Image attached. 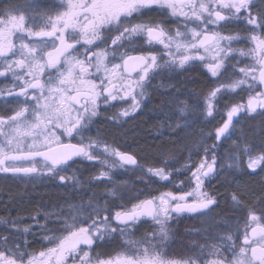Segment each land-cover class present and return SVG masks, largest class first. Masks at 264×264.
<instances>
[{
    "label": "snow or ice",
    "instance_id": "snow-or-ice-1",
    "mask_svg": "<svg viewBox=\"0 0 264 264\" xmlns=\"http://www.w3.org/2000/svg\"><path fill=\"white\" fill-rule=\"evenodd\" d=\"M54 8V13H39V25H29L27 14L15 5L0 11V77L13 78L8 95L14 94L18 105L11 116H0V172L55 177L71 167L75 158L96 161L109 170L138 166L133 155L98 138L89 137L85 142L83 135L101 103L112 106L113 102L130 101L119 116L135 113L145 97L150 75L161 67L159 54H130L124 48L125 41L143 38L149 48L161 45L168 56L166 64L184 67L200 61L217 79L231 56L238 53L250 58L252 63L239 68L238 78L233 73L207 94L202 111L214 118L215 101L222 91H246L247 100L226 109L227 118L215 127L211 146L205 140L213 132L202 133L196 147H203V157L198 164L184 166L190 169L195 185L191 191L164 192L114 213L107 203L101 206L91 199L87 212L84 204H69L67 214L63 208L46 212L45 221L55 217L54 222L60 225L58 230L48 229L47 223L40 225L48 246L30 252L26 239L23 244L18 239L10 243L7 235L0 236V264H264V211L257 215L252 206L247 209L242 237L237 227L235 234L222 238L227 245H211L207 259L203 258V246L200 254L182 258L169 257L164 247L173 214L204 215L217 203L204 190V182L219 174L218 165L224 167L217 155V142L231 137L238 114H264V10L254 11V0H58ZM153 9L182 18V23L173 33L162 21L131 22ZM232 21L245 23L247 34L220 31ZM105 32L117 35L111 45L100 47ZM242 40L253 46L247 50L232 46ZM81 47L83 52L78 51ZM187 111L188 105L177 99L178 122L169 124L170 130L181 126L179 120H186ZM73 138L78 142L71 143ZM233 148L235 151L226 153L229 168L239 169L243 162L251 174L264 172V148L256 150L235 141ZM148 172L164 181L171 175L165 168L150 167ZM101 177L110 178L109 172L100 171L96 178ZM59 179L79 184L75 175H59ZM108 195L120 198L116 187L109 189ZM231 198L237 207L242 206L239 194L234 192ZM142 218H150L158 228L134 239L132 229ZM0 223L7 222L0 217ZM11 227L20 231L15 221ZM30 231L29 226L23 228L26 234ZM117 236L119 248L109 253L93 251Z\"/></svg>",
    "mask_w": 264,
    "mask_h": 264
},
{
    "label": "flooded vegetation",
    "instance_id": "flooded-vegetation-1",
    "mask_svg": "<svg viewBox=\"0 0 264 264\" xmlns=\"http://www.w3.org/2000/svg\"><path fill=\"white\" fill-rule=\"evenodd\" d=\"M57 2L58 0H0V11L10 5H15L27 14L29 25L33 23L39 25L42 23L39 13L44 11H52L54 13L56 10L54 5ZM258 10H264V0H254V11ZM18 14L20 13L18 12ZM141 21H151L153 23L162 21L174 33L177 25L182 23V18H172L167 11L160 12L153 9L150 12H146L143 16L134 17L131 20L132 23ZM36 30H39V28L37 27ZM220 31L225 34L239 33L241 36H244L247 34L248 26L242 22L232 21L222 27ZM115 35H117L115 32H105L104 40L100 43V47L111 45V40ZM232 46L237 49H248L247 41L244 40L236 42ZM124 48L128 49L130 54L133 55L147 53L148 51L159 54L162 57L159 61L161 67L150 75L145 88V97L141 102V107L135 113H132L128 117L119 116L120 110L127 108L130 101L127 103L113 102L112 106H106L101 103L98 108V115L93 118L92 123L84 131L83 135L85 142H87V138L89 137L92 139L98 138L121 152L133 155L138 161V166L125 165L122 168L117 166L109 170L96 161L75 158V162L64 173L65 176L75 175L79 184L58 180L59 175H62L63 172L55 177L51 175H37V178L27 179V181L22 180L23 177H26L23 174L14 175L12 173L0 172V195L4 190L17 192L22 184V188L29 191L30 195L34 198L33 207H30L26 211H20L17 208L8 209L0 205V217L4 218L7 222L0 223V236L7 235L10 243L18 239L23 244L26 239L28 251L38 252L42 250L48 245H46V242L42 238L44 231L40 225L47 223L48 229L58 230L60 228V225L54 222L55 217H51L45 221L44 214L46 212L59 211L61 208L67 214L69 212L67 207L69 204H84L85 211L87 212V202L91 199L94 204L98 203L101 206L107 203V207L114 213V211L120 210L122 206L130 209L132 204L138 202V200L152 196L158 197L164 192L191 191L193 188L192 183H181L178 178L174 183L167 184L166 182L169 179L164 181L149 173L148 168L150 167H164L158 162L152 163L150 166L140 164L139 159H145V157L142 156V152L134 145L131 135L136 133L139 128L144 127L147 128V133H150L155 139L160 140L164 138L170 140L171 137L183 132L179 131V129L182 126V120L185 118H180L179 123L181 126L175 128L174 131L168 127L169 124L175 125L178 122L176 118L178 113L175 112L177 99L188 105L186 118L192 120L189 132L186 133L188 137L190 135L194 136L195 131L193 127L196 126L197 122L202 125L217 123L216 126H219L226 117L227 108H230L234 104L246 103L247 96L241 98V94L245 91H222L215 101L216 112L214 113V118L203 115L197 118L196 116L198 108L200 111L204 109L205 97L214 87L219 83L225 82L233 73L237 78L240 76L239 68L244 67L248 61L244 57L239 56L238 53L227 60L224 69H222V75L217 79L211 76L200 61L190 62L184 67L166 64L165 61L168 60V56L165 54L163 47L157 44L149 48L143 38L134 39L131 43L125 41ZM95 50L93 49V51ZM78 51L83 52L84 48L81 47ZM51 75L54 77L56 73L52 72ZM198 75L200 76L199 82L196 81ZM47 78L48 75L46 74L44 79ZM12 79L11 75L0 77V91L3 92V95H0V116L3 117L11 116L14 109L18 107L15 95H8V89L12 87ZM196 86L197 88H195ZM218 105H221L220 109ZM200 114L202 113L198 115ZM241 114L239 113L238 117ZM213 137L215 140L214 132ZM63 139L65 142L69 140L67 137ZM208 140H211V138H207ZM70 142L77 143L78 138H73ZM157 147L156 157L152 161L161 158L164 154L162 142ZM104 158L101 155V159ZM108 159L110 162L112 161L111 157H108ZM102 170L108 171L110 178L101 177L97 179L96 177H99V173ZM166 171L171 173V171ZM9 179H12L16 184H6L5 181ZM20 181L22 183L19 185ZM113 187L117 188L120 198L108 195V190ZM211 187V184H204L205 191L211 190ZM209 194L213 196V194ZM226 197V206L219 203L218 205L215 204L212 206L211 211L206 213L210 215L183 214L175 216L173 214V218L168 223L169 239L164 245L169 257L182 258L200 254L201 246H203V258L207 259L209 258L208 252L211 245H227L228 241L222 238L226 237L229 233L235 234L237 227L240 228V235L242 237L243 223L245 221V205L242 203V206L237 207L232 201V193L227 194ZM226 208H234L235 210L233 212ZM226 212L230 214H225ZM230 217H236L232 221V225L229 224V219H232ZM223 219V222L219 221ZM12 221L16 222L17 227L20 229L19 232H16L11 227ZM25 226L31 228L30 233L26 234L23 232ZM157 228L158 226L150 218H142L132 229V238L141 239L146 234L157 230ZM240 242L242 241H237V243ZM120 245L121 241L117 236L114 241L100 245L93 251L109 253L119 248ZM221 252L228 255L225 248H221Z\"/></svg>",
    "mask_w": 264,
    "mask_h": 264
},
{
    "label": "trees",
    "instance_id": "trees-1",
    "mask_svg": "<svg viewBox=\"0 0 264 264\" xmlns=\"http://www.w3.org/2000/svg\"><path fill=\"white\" fill-rule=\"evenodd\" d=\"M200 76L196 77V81L199 82ZM197 88V86L195 87ZM248 93L245 91L241 94L247 96ZM235 101V100H234ZM219 109L221 105H218ZM219 122V121H218ZM216 124L212 125H202L199 122L196 123V126L193 127L195 131L194 136L190 135L188 137L183 132L177 134L174 137H171L170 140L164 139H155L151 136L150 133H147V128H139L131 138L133 139L134 145L142 152L144 158L139 159V163L142 165L150 166L152 163H159L166 170L171 171L169 176V181L166 182L174 183L176 179L179 178L181 183H191V171L189 168H185L187 165L198 164L201 158L204 155L203 147L199 149H186L188 138H197L199 133L202 131H211L214 132ZM192 130V131H193ZM145 131V132H144ZM178 131V129H177ZM179 131H183L179 129ZM228 139H223L222 142H219V146L222 147L223 144ZM239 142L241 145L249 144L255 145L264 143V116L258 111L256 114L242 113L237 119L234 125L233 134L229 138V141L226 142L227 148H232V151H235L233 148V143ZM162 142L164 154L161 158L155 159L156 157L157 146ZM215 142L214 137H211V140L207 141V145L210 146ZM261 146V145H260ZM209 158L211 157V152L208 154ZM242 159V158H241ZM243 161V160H242ZM179 170V172H178ZM220 171L218 165V173ZM204 184H211V190L207 191L208 193L213 194L216 198V205L222 204L225 205L227 200L226 196L230 193H237L240 195L244 207L252 206L255 208L258 214H261L264 211V177L260 172L251 174L245 164L242 162L241 167L236 170H228L224 175H214L205 179ZM45 194V193H44ZM34 198L30 195L29 200L21 199L18 197L17 192L15 191H2L0 195V205L5 208L19 209L25 207H33ZM21 210V209H20Z\"/></svg>",
    "mask_w": 264,
    "mask_h": 264
},
{
    "label": "rangeland",
    "instance_id": "rangeland-1",
    "mask_svg": "<svg viewBox=\"0 0 264 264\" xmlns=\"http://www.w3.org/2000/svg\"><path fill=\"white\" fill-rule=\"evenodd\" d=\"M247 44H248V48H251V47L253 46V45L249 44L248 42H247ZM244 58L248 61V63L245 64L244 67H245L246 65L252 63V60H251L250 58H247V57H244ZM199 113H202V114L198 115ZM202 115L205 116V114H204L202 111H200L199 108H198V110H197V114H196L197 118L200 117V116H202ZM263 116H264V114H263ZM191 122H192V120H190V119H188V118H186V120H185V119L182 120V123H181L182 126H181L180 129L183 130L184 134H186V133L189 132V128H190L189 126H190V123H191ZM206 132H208V131H205V130L202 131L201 133H199V135H198L197 138H188V139H187V142H188L189 144H187L188 146H187L186 149L191 150V149H195V148H197L196 145H197V144H200L202 133H206ZM227 141H229V138H228V140H226V142H227ZM226 142L223 144L222 147L219 146V147L216 149V151H217V155H218V157H219V161H220V163H222V164L224 165V167H223L222 169L220 168V171H219L218 176H220V175H224V173H225L226 171H228L229 169H230V170H236V168H229V167H228V164L230 163V161H229L228 159H226V153L232 152V148H227V147H226ZM205 143H207V138H206V140H205ZM260 145H261V146H260ZM252 146L254 147V149L259 150V149H261V148H264V143L262 144V143L259 142L258 144H255V145L253 144ZM241 158H242V160H244V157H243V156H242ZM245 166H246V164H245ZM257 172H260V171H257ZM260 173H261V175H263V177H264V172H260ZM62 175L65 176V173L63 172ZM34 178H37V175L23 177L22 180L27 181V179L30 180V179H34ZM38 179H39V178H38ZM58 180H60V179L58 178ZM5 183H6V184L11 183L10 185H12V184H16V182H14L12 179H9V180L5 181ZM21 183H22V181H20V183H18V184L20 185ZM191 183L193 184V188H194L195 185H194V183H193L192 180H191ZM193 188H192V189H193ZM17 194H18V197H19V198H21V199H25V200H29L30 192L27 191V190H25V189H23V188H22V184L20 185V188L17 190ZM19 209H21L20 211H24V210L26 211V210H29V207L19 208ZM226 209H229V211H233V212H234V210H235L234 208H226ZM247 209H248V207H245V214H244L245 221H244V223H243V221H242L243 224H245V223L247 222V215H248V211H247ZM256 213H257V211H256ZM225 214H230V213H227V212H226ZM206 215H210V214H206ZM234 215H235V214H234ZM257 215H259V214L257 213ZM230 218H232V219H229V224L232 225V221H233L236 217H234V218H233V217H230ZM219 221L223 222L224 219H223V220H219ZM216 225H218V224H216Z\"/></svg>",
    "mask_w": 264,
    "mask_h": 264
},
{
    "label": "water",
    "instance_id": "water-1",
    "mask_svg": "<svg viewBox=\"0 0 264 264\" xmlns=\"http://www.w3.org/2000/svg\"><path fill=\"white\" fill-rule=\"evenodd\" d=\"M238 115H239V114H238ZM226 118H227V117H225V119H226ZM222 123H223V122H222ZM222 123H221V124H222Z\"/></svg>",
    "mask_w": 264,
    "mask_h": 264
}]
</instances>
